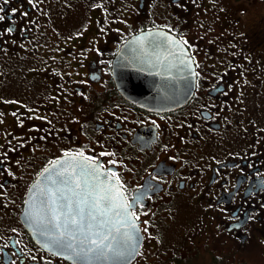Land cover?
<instances>
[{"label": "flooded vegetation", "instance_id": "flooded-vegetation-1", "mask_svg": "<svg viewBox=\"0 0 264 264\" xmlns=\"http://www.w3.org/2000/svg\"><path fill=\"white\" fill-rule=\"evenodd\" d=\"M219 1L0 0V264H74L20 213L37 175L77 153L133 202L130 264L264 256V16L245 26ZM152 28L194 63L193 92L169 110L133 103L113 77L123 43Z\"/></svg>", "mask_w": 264, "mask_h": 264}, {"label": "water", "instance_id": "water-1", "mask_svg": "<svg viewBox=\"0 0 264 264\" xmlns=\"http://www.w3.org/2000/svg\"><path fill=\"white\" fill-rule=\"evenodd\" d=\"M113 77L124 97L141 107L163 111L182 105L190 97L194 88L195 68L189 50L177 36L164 29L152 28L132 35L123 43L113 60ZM53 162L29 186L20 213V219L32 238L43 248L77 264H129L137 255L143 235L131 211L133 202L128 203L125 200L117 178L107 168H103L99 161L86 159L84 156L65 154ZM82 165H92L96 171L88 175L92 169H82ZM65 168L68 169L64 172L65 177L79 178L80 181V187L75 189L79 196L69 193L74 201L73 210L77 199H87V205L83 206L85 216L87 217L90 210L96 214V220L91 221L92 237L99 239L110 232L111 235L105 243L111 242L114 248L125 250L123 257L105 261L102 258L97 260L94 253H87L88 257H92L91 260H77L71 251H66L54 243L52 237L42 235L45 225L39 223L37 213L50 218L51 214L43 207V203L48 200V190L57 187L52 184V180L58 179L56 173L63 172ZM68 187L75 188V185L69 184ZM96 201H99L98 208H92L91 205ZM63 219L61 216V222ZM100 221L104 222L103 227L100 226ZM137 232L138 238L127 241V236ZM74 234L77 236L76 245L85 249L89 247L86 242L80 244L84 240V233Z\"/></svg>", "mask_w": 264, "mask_h": 264}, {"label": "snow or ice", "instance_id": "snow-or-ice-1", "mask_svg": "<svg viewBox=\"0 0 264 264\" xmlns=\"http://www.w3.org/2000/svg\"><path fill=\"white\" fill-rule=\"evenodd\" d=\"M0 11H3V9H0ZM12 11L15 12L16 9H12ZM4 19L5 17L0 15V20ZM8 31L11 32L12 29L9 28ZM77 155L83 156V153H77ZM53 163L55 164V162ZM111 163H115V161H112ZM81 167L82 169H92V172H89L88 175H92V173L96 171V168L92 165H82ZM67 171L68 169L65 168L63 172L56 173L58 179L52 180V184L57 185V187H55V189L48 190V200L43 203V207L48 209V212L51 214L50 218L40 216L39 213H37V216L39 217V223L45 225V230L42 232V235L52 237L54 243L66 251H71L72 255L76 257L77 260H91L92 257H88L87 253H94L97 260L102 258L105 261L113 258L123 257L125 255V250L114 248L111 242L105 243V241L108 240L109 236L111 235L110 232L108 235L100 236L99 239L92 237L91 234L93 224L91 221L96 220V214L90 210L87 213V217L85 216V210L83 206L87 205V199H77L75 201V210H73L74 201L72 197L69 196V193H72V196H79V193L76 192L75 189L80 187V181L79 178L74 177L69 179L65 177L64 172ZM72 173L73 175L75 174V168L72 169ZM112 175L116 176V173L113 172ZM49 179H51V177H49ZM85 182H87L86 179ZM69 184H74L75 188L68 187ZM59 185H63L64 187H59ZM98 204L99 201H96L91 205V207L98 208ZM100 215H103V213H100ZM61 216L64 217L63 222H61ZM99 224L101 227H103L104 222L100 221ZM76 232L84 233V240H82L80 244L83 245L86 242L89 247L85 249L82 246L76 245L75 241L77 240V236L74 234ZM96 235H99V233H96ZM138 235L139 234L137 232L135 235L127 236V241H134L136 238H138ZM112 239L115 240V237H112ZM132 247L134 250V243ZM81 253H84L83 257L81 256ZM109 254H111V256Z\"/></svg>", "mask_w": 264, "mask_h": 264}, {"label": "rangeland", "instance_id": "rangeland-1", "mask_svg": "<svg viewBox=\"0 0 264 264\" xmlns=\"http://www.w3.org/2000/svg\"><path fill=\"white\" fill-rule=\"evenodd\" d=\"M219 9L226 14L234 11L233 14L240 16L245 26H252L260 16H264V0H220ZM157 255L159 253L155 254ZM187 264H203V260L193 259ZM243 264H264V256L255 250L249 255L248 262Z\"/></svg>", "mask_w": 264, "mask_h": 264}, {"label": "trees", "instance_id": "trees-1", "mask_svg": "<svg viewBox=\"0 0 264 264\" xmlns=\"http://www.w3.org/2000/svg\"><path fill=\"white\" fill-rule=\"evenodd\" d=\"M233 1H237V0H232V2H233Z\"/></svg>", "mask_w": 264, "mask_h": 264}]
</instances>
